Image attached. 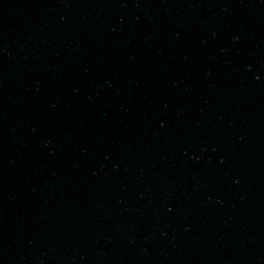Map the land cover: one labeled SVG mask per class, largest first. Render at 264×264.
<instances>
[{
	"label": "water",
	"instance_id": "1",
	"mask_svg": "<svg viewBox=\"0 0 264 264\" xmlns=\"http://www.w3.org/2000/svg\"><path fill=\"white\" fill-rule=\"evenodd\" d=\"M0 264H264V0H0Z\"/></svg>",
	"mask_w": 264,
	"mask_h": 264
}]
</instances>
